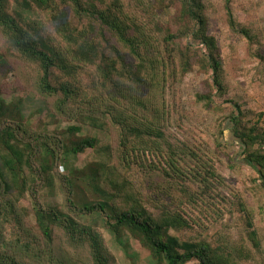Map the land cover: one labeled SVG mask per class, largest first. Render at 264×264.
<instances>
[{"label": "trees", "instance_id": "16d2710c", "mask_svg": "<svg viewBox=\"0 0 264 264\" xmlns=\"http://www.w3.org/2000/svg\"><path fill=\"white\" fill-rule=\"evenodd\" d=\"M14 1L15 14L10 12L11 0H0L6 50L35 66L37 91L57 99L54 110L60 116L107 132L111 144L103 148L106 177L102 189L92 192L94 200L81 199L76 204L70 190L72 214L45 208L38 199L32 213L27 208L19 210L10 194L18 189L26 192L25 182L17 180V175L29 163L30 149L15 125H5L13 112L0 87V264H115L103 237L79 220L92 215L118 239L130 235L137 240L155 264H264V247L250 221L249 204L217 166L227 150L236 147L225 137L228 122L241 149L228 158L229 167L253 169L262 181L258 188L264 189V132L246 126L238 107L220 124L214 156L169 133L170 122L166 125L168 72L205 67L219 83L220 63L207 35L202 0H148L157 10L159 23L151 13H137L133 4L137 0ZM224 2L235 31L232 0ZM34 5L50 12L48 23L25 22L18 9L29 12ZM169 10L173 14L167 16ZM162 14L168 17H163L164 27ZM189 39L200 45L193 46ZM1 53L0 49V66H4ZM151 96L155 116L147 110L146 115L137 116L136 108L149 109ZM95 147V141L85 139L73 144L72 152L77 155ZM101 170L102 164L93 170V177L99 178ZM32 175L37 176V170L30 172L31 188L38 183ZM236 202L247 214V226L253 228L239 242L220 249L204 239L185 242L172 234L202 227L200 216L216 221Z\"/></svg>", "mask_w": 264, "mask_h": 264}, {"label": "rangeland", "instance_id": "374dc122", "mask_svg": "<svg viewBox=\"0 0 264 264\" xmlns=\"http://www.w3.org/2000/svg\"><path fill=\"white\" fill-rule=\"evenodd\" d=\"M202 2L205 6L207 35L214 44L213 53L220 63L219 83L217 85L213 71H206L205 67H196L187 73H182L179 69L178 72L171 70L168 72L171 77L163 93L167 109L166 125L170 122L168 132L208 154L213 152L215 156L218 152L216 144L220 124L230 114L236 113L238 107L243 113L241 120L246 126H254L260 133L264 132V0H232L235 31L229 24L224 0ZM133 4H136L138 14L151 13L155 15L154 21L159 23L157 10L148 0H137ZM17 7L16 2L11 0L10 12L15 14ZM18 10L24 15L27 24H46L50 18L49 11L35 5L29 12H24L21 8ZM166 14L168 16L173 12L169 10ZM163 17L168 18L165 14L160 16L162 27L166 21ZM189 40L195 47L200 45V42ZM6 48L0 31V49L3 61L6 62L4 66H0V87L2 98L13 112L12 117L5 120V125H15L18 128L17 134L30 149V161L23 164L17 175V180L25 182L26 192L14 190L10 194L11 200L20 207L19 210L27 208L31 213L35 199H38L39 204L45 208H57L72 214L68 210L67 197L70 190L74 191L77 204L81 199L94 200V189H102L107 167V161L102 163L103 148L111 144V137L107 132L86 122L78 119L67 121L60 116L54 110L57 99L38 93L35 66ZM86 80L87 77L84 76L83 81ZM149 102L152 103L149 109L136 108L135 114L139 116L143 113L144 116L147 110L153 118L156 108L154 96H151ZM224 130L228 142L236 147L229 148L228 155L223 157V163H217V166L230 187L248 202L251 209L248 210L252 213L250 221L255 223L264 247V209L261 210L264 192L258 188L262 181L251 168L229 167L228 158L238 155L241 149L232 133V125L226 122ZM85 139L95 141L96 147L74 154L73 144ZM57 143H63V146H57ZM100 164L101 176L93 177V170ZM91 167L94 169L91 170ZM33 169L37 170L38 175L32 177L38 183L31 188L30 172ZM67 180H70V187ZM191 212L196 217L197 214ZM199 218L203 219V224H200L202 227L174 230L172 234L185 242L204 239L213 247L221 249L224 244L230 246V243L239 242L243 236H247L248 231L253 230L247 226V214L240 210L238 202L230 212H223L216 221L211 216ZM30 219L35 222L34 216ZM79 220L83 225L93 227L103 237L115 264H155L137 240L130 235L118 239L104 229L103 222L96 215L79 217ZM56 240L60 242L58 238Z\"/></svg>", "mask_w": 264, "mask_h": 264}, {"label": "crops", "instance_id": "0c3cea01", "mask_svg": "<svg viewBox=\"0 0 264 264\" xmlns=\"http://www.w3.org/2000/svg\"><path fill=\"white\" fill-rule=\"evenodd\" d=\"M260 190H262L263 192H264V189H260ZM264 209V205H263V207H262V209L261 210H263Z\"/></svg>", "mask_w": 264, "mask_h": 264}]
</instances>
